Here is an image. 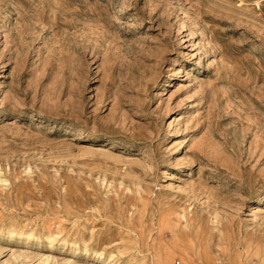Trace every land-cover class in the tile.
Listing matches in <instances>:
<instances>
[{
	"label": "rangeland",
	"instance_id": "374dc122",
	"mask_svg": "<svg viewBox=\"0 0 264 264\" xmlns=\"http://www.w3.org/2000/svg\"><path fill=\"white\" fill-rule=\"evenodd\" d=\"M0 264H264V0H0Z\"/></svg>",
	"mask_w": 264,
	"mask_h": 264
},
{
	"label": "bare ground",
	"instance_id": "6f19581e",
	"mask_svg": "<svg viewBox=\"0 0 264 264\" xmlns=\"http://www.w3.org/2000/svg\"><path fill=\"white\" fill-rule=\"evenodd\" d=\"M50 234H51V233H50ZM50 234H49V235H50Z\"/></svg>",
	"mask_w": 264,
	"mask_h": 264
}]
</instances>
